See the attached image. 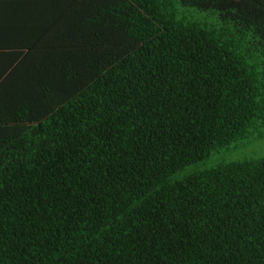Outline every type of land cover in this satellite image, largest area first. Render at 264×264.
<instances>
[{
  "label": "trees",
  "instance_id": "1",
  "mask_svg": "<svg viewBox=\"0 0 264 264\" xmlns=\"http://www.w3.org/2000/svg\"><path fill=\"white\" fill-rule=\"evenodd\" d=\"M264 0H0V264H264Z\"/></svg>",
  "mask_w": 264,
  "mask_h": 264
},
{
  "label": "rangeland",
  "instance_id": "2",
  "mask_svg": "<svg viewBox=\"0 0 264 264\" xmlns=\"http://www.w3.org/2000/svg\"><path fill=\"white\" fill-rule=\"evenodd\" d=\"M242 145L235 149V155L241 157L264 156V140L253 139L251 142H242Z\"/></svg>",
  "mask_w": 264,
  "mask_h": 264
}]
</instances>
